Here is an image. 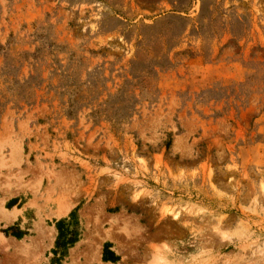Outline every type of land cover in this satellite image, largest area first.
Returning <instances> with one entry per match:
<instances>
[{"label": "rangeland", "instance_id": "rangeland-1", "mask_svg": "<svg viewBox=\"0 0 264 264\" xmlns=\"http://www.w3.org/2000/svg\"><path fill=\"white\" fill-rule=\"evenodd\" d=\"M75 209L59 264H264V0H0V264Z\"/></svg>", "mask_w": 264, "mask_h": 264}, {"label": "trees", "instance_id": "trees-1", "mask_svg": "<svg viewBox=\"0 0 264 264\" xmlns=\"http://www.w3.org/2000/svg\"><path fill=\"white\" fill-rule=\"evenodd\" d=\"M169 146L170 143L166 145L167 148H169ZM76 210L77 209L73 210L67 218L59 220L55 224L57 237L54 243V249L52 250V264H59L66 257L67 251L78 241V219ZM10 235L17 240H20L24 235H26V233L15 229L11 230ZM102 260L103 262L111 263L118 261V258L108 250L107 244L103 247Z\"/></svg>", "mask_w": 264, "mask_h": 264}, {"label": "crops", "instance_id": "crops-1", "mask_svg": "<svg viewBox=\"0 0 264 264\" xmlns=\"http://www.w3.org/2000/svg\"><path fill=\"white\" fill-rule=\"evenodd\" d=\"M21 211V209H19ZM22 212V211H21Z\"/></svg>", "mask_w": 264, "mask_h": 264}]
</instances>
